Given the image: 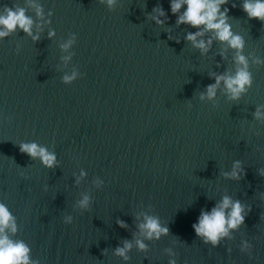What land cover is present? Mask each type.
Masks as SVG:
<instances>
[{"label": "water", "instance_id": "1", "mask_svg": "<svg viewBox=\"0 0 264 264\" xmlns=\"http://www.w3.org/2000/svg\"><path fill=\"white\" fill-rule=\"evenodd\" d=\"M243 3L221 7L244 40L253 80L232 101L223 84L213 100L200 93L212 73L236 72L235 50L208 32L200 39L213 43L201 54L186 39L197 29L176 23L170 0H0V15L24 8L33 20L31 36L17 29L0 38V202L16 220L9 235L32 260L264 264V23L249 20ZM32 142L54 152L58 166L19 151ZM237 160L240 181L223 175ZM85 195L88 210L78 206ZM224 196L252 210L219 246L203 244L192 224ZM145 215L169 234L142 236ZM125 240L127 260L115 254ZM245 241L253 247L242 252Z\"/></svg>", "mask_w": 264, "mask_h": 264}, {"label": "clouds", "instance_id": "2", "mask_svg": "<svg viewBox=\"0 0 264 264\" xmlns=\"http://www.w3.org/2000/svg\"><path fill=\"white\" fill-rule=\"evenodd\" d=\"M109 6L116 3V0H107ZM228 4V0H170L171 13L177 17L176 23L187 24L192 28L197 29L194 33H188L186 39L190 41L193 47L199 49L201 54H206L213 39L207 41L200 39L206 33L214 34V39L221 43H226L231 49L235 50L236 55L234 62L238 65L236 72L232 75L221 74L216 75L212 73L215 82L207 85L206 91L200 93V99L213 100L217 95V90L220 89L221 84L224 86L225 94L229 100L236 101L241 98L243 93H246L252 86V75L248 71V60L243 55L244 40L232 31V26L228 23V8L221 11V7ZM36 8L37 15H41V9L38 5L32 4ZM243 11L246 13L249 20L255 19L264 23V0H244ZM181 9L183 11L181 12ZM153 12L158 13L159 17L166 16L163 8L157 7ZM3 15H0V38H3L17 29L23 30L28 35H32L33 20L27 16L24 8L5 7ZM157 24H163V21L158 17ZM54 33L50 32L51 37ZM34 41L39 39L38 35L32 36ZM69 44L62 47L67 49ZM259 62V61H258ZM73 77L65 76L64 80L69 81ZM256 119L261 118L260 107H257L255 112ZM19 151L22 154L28 155L32 160H39L41 165L47 169L57 167V157L54 152L48 151L35 142L21 143L18 145ZM245 169L242 166V161L234 162L231 173H223L226 178L240 181L245 175ZM85 173H81V176ZM264 176V172H261ZM79 183V180L76 181ZM99 183V182H97ZM47 190V185H45ZM79 208L88 210L90 206V198L85 195L78 201ZM251 205H244L239 199L233 201L229 196H224L210 211L201 210L197 222L192 224V228L203 244H211L217 247L220 241L230 235L231 230L240 228L245 224L246 216L251 212ZM71 221V217L68 218ZM116 223L121 228H126L127 224L123 220L117 219ZM140 234L147 239H159L161 235H168L170 229L167 226H162L158 217L144 216V222L138 225ZM17 224L14 215L9 208L0 202V264H38L30 257V247L22 240H15L11 238L9 233L15 235L17 233ZM136 244L140 250H144L146 245L139 239ZM253 247L252 244L245 241L241 251H247ZM132 248V244L125 240L123 247L115 249V254L127 260V252ZM106 252V250H105ZM249 259H253L249 255ZM170 264H175L171 261Z\"/></svg>", "mask_w": 264, "mask_h": 264}]
</instances>
